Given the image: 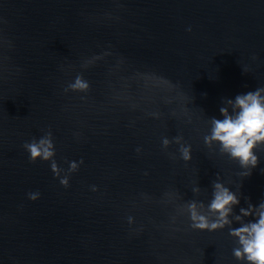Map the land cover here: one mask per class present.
I'll use <instances>...</instances> for the list:
<instances>
[{
    "label": "water",
    "instance_id": "obj_1",
    "mask_svg": "<svg viewBox=\"0 0 264 264\" xmlns=\"http://www.w3.org/2000/svg\"><path fill=\"white\" fill-rule=\"evenodd\" d=\"M77 75L89 89L65 91ZM257 87L264 0H0V264H247L229 227L255 217L193 229L186 202L207 206L217 173L233 214L264 200V150L242 178L203 140ZM47 131L59 177L22 147ZM177 135L187 162L162 146Z\"/></svg>",
    "mask_w": 264,
    "mask_h": 264
},
{
    "label": "clouds",
    "instance_id": "obj_2",
    "mask_svg": "<svg viewBox=\"0 0 264 264\" xmlns=\"http://www.w3.org/2000/svg\"><path fill=\"white\" fill-rule=\"evenodd\" d=\"M187 30L191 31V28ZM89 87L88 81L84 80L81 75H77L65 91H87ZM219 112L222 118H210L209 133L203 137L204 144L209 149H212L213 144H218L219 152L236 161L243 169L239 175L242 178L249 176L251 170L259 163L255 150H264V87H257L245 94H237L234 99L225 98ZM182 139L180 135L173 137L172 141L163 137L161 143L165 148L171 142L179 144L181 158L187 162L192 159L191 145L181 143ZM22 147L29 153V162H35L37 158L51 161L50 169L53 175L60 176L63 170L53 159L55 150L51 131L45 132L39 140L33 138L31 141H25ZM136 151L139 152L140 149L137 148ZM79 163H83V160L81 159ZM78 166L76 161H70L68 173L75 172ZM59 183L67 188L69 186L68 175L61 177ZM211 183L212 199L207 206L195 200L186 202L191 221L190 227L214 231L231 225L230 215L235 221H242L243 217L250 215L254 216V221L242 222L241 226L236 228L229 227V235L237 238L239 245L233 248L232 254L237 260L246 261L247 264H264V200L255 206L249 202L247 207H240L239 214H233V207L240 203L239 196L220 182L219 173ZM92 191H96L95 185L92 186ZM192 192L199 193L200 187H193ZM39 195L38 191L27 193L28 199L32 201L38 199ZM245 200L247 202L248 198L246 197ZM128 220L131 223L132 217Z\"/></svg>",
    "mask_w": 264,
    "mask_h": 264
}]
</instances>
